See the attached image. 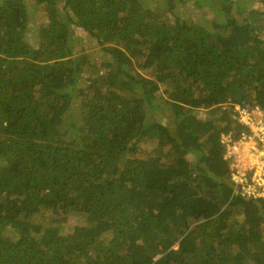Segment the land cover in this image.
I'll return each mask as SVG.
<instances>
[{"label": "trees", "instance_id": "trees-1", "mask_svg": "<svg viewBox=\"0 0 264 264\" xmlns=\"http://www.w3.org/2000/svg\"><path fill=\"white\" fill-rule=\"evenodd\" d=\"M33 2L0 0V264H264L222 142L264 106V0Z\"/></svg>", "mask_w": 264, "mask_h": 264}, {"label": "built area", "instance_id": "built-area-1", "mask_svg": "<svg viewBox=\"0 0 264 264\" xmlns=\"http://www.w3.org/2000/svg\"><path fill=\"white\" fill-rule=\"evenodd\" d=\"M233 110L234 116L248 127L237 139L232 138L231 133L222 135V142L226 144L225 158L230 159L234 192L244 198L263 196L264 106L235 103Z\"/></svg>", "mask_w": 264, "mask_h": 264}, {"label": "rangeland", "instance_id": "rangeland-1", "mask_svg": "<svg viewBox=\"0 0 264 264\" xmlns=\"http://www.w3.org/2000/svg\"><path fill=\"white\" fill-rule=\"evenodd\" d=\"M27 2H29L28 3V5H29V9L31 10H33V19L34 20H37L36 22L37 23H39V22H42L43 20H45L46 18H47V16H46V13H45V11H44V9L42 8V6H37V5H35V3L33 2V0H26ZM153 2L155 3L156 2V4L157 3H159V5L160 6H163V5H165V2H164V0H161V1H158V0H153ZM256 7H258V5L256 6ZM195 12L196 13H198V14H200L199 15V18L200 19H204L205 18V16L203 17V15L205 14H203V9H201L200 11L199 10H195ZM251 20L255 23V24H259L258 26L259 27H261V28H263L264 27V12H262V13H260V12H258V13H253L252 15H251ZM77 32L79 33V32H82V33H79V34H81L82 36H84L85 34H84V31L83 30H81L80 28H77ZM96 43H95V41H92V45H94V46H96L95 45ZM96 49H98V47L96 46ZM90 68H93L95 71H96V66H94V65H92ZM90 75V72H87V73H85V76H89ZM205 112H207V110H205ZM208 112H209V110H208ZM264 196V195H263ZM67 223L65 224V230H69V229H71L74 225H76V224H79L81 221L79 220V218L76 216V215H70L69 217H68V219H67V221H66Z\"/></svg>", "mask_w": 264, "mask_h": 264}]
</instances>
